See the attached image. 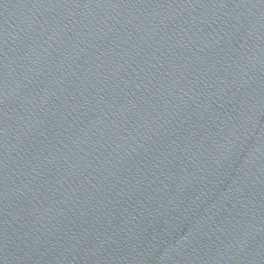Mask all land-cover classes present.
<instances>
[{"label":"water","instance_id":"1","mask_svg":"<svg viewBox=\"0 0 264 264\" xmlns=\"http://www.w3.org/2000/svg\"><path fill=\"white\" fill-rule=\"evenodd\" d=\"M0 264H264V0H0Z\"/></svg>","mask_w":264,"mask_h":264}]
</instances>
